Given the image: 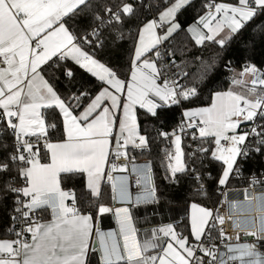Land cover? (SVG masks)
Wrapping results in <instances>:
<instances>
[{
	"label": "snow or ice",
	"instance_id": "1",
	"mask_svg": "<svg viewBox=\"0 0 264 264\" xmlns=\"http://www.w3.org/2000/svg\"><path fill=\"white\" fill-rule=\"evenodd\" d=\"M190 3L163 0L152 4L150 0L143 5L158 11L138 23L123 70L101 62L95 49L104 46L106 29L123 38L120 29L138 11L133 2L0 0V136L12 137V151L3 145L6 155L0 160V173L15 172L4 182L14 195L8 232L15 238L0 239V264H90V244L101 253V264H225L218 256L216 240L238 238L226 237L227 219H233L234 232L264 237V217L258 225L234 218L235 202L226 214L193 202L189 235L167 224L153 229L150 238H134L129 244L125 233L136 230L127 208L123 216L120 210L114 213L116 230L102 232L98 216L112 209L99 205L94 224L92 213L78 206L74 190L62 186V174H83L86 189L93 198L99 197L109 157H124V163L114 160L111 164L112 171H123L129 146L145 150L149 145L148 135L141 134L137 109L156 117L159 108L182 106L198 95L195 85L184 83L188 73L181 71L173 48L165 46L181 30L177 13ZM203 8V15L185 31L196 46L211 42L224 48L249 21L264 13V0H207ZM81 14L91 17L85 28L70 23ZM69 60L99 81L98 90H78L68 96L57 90L47 70ZM201 64L206 75L215 60H201ZM225 67L232 72L226 89L213 92L205 106L183 107L180 122L171 131L157 129V135L172 145V150H165L169 176L191 171L199 183L196 191L204 195L197 162L202 164L207 158L219 162L217 182L223 186L236 171L238 158L264 151V122L257 123L264 121V69L246 63L236 72L231 61ZM63 74L74 75L66 66ZM248 124L252 126L245 127ZM189 134L199 143L186 153L182 142ZM250 138L255 142L250 143ZM133 171L141 185L136 203L154 202L150 164ZM108 181L113 200L132 199L127 177L117 181L109 172ZM258 182L253 176L252 183ZM44 211L50 219L38 216ZM213 230L218 231L217 237ZM225 247L229 253L248 256L249 264H264V254L257 252L255 244Z\"/></svg>",
	"mask_w": 264,
	"mask_h": 264
},
{
	"label": "trees",
	"instance_id": "2",
	"mask_svg": "<svg viewBox=\"0 0 264 264\" xmlns=\"http://www.w3.org/2000/svg\"><path fill=\"white\" fill-rule=\"evenodd\" d=\"M128 2H133L134 7H138V11L128 18L123 28L120 29L124 33L123 38H117L115 31L106 29L103 36L104 46L95 49L97 59L110 67L123 70L127 68L128 52L138 23L145 17L152 18L158 11L156 8L151 10L144 8L143 5L149 4L150 0H143V5L140 0H128ZM225 2H235V0H225ZM151 3L162 4L163 0H151ZM205 3L207 0H191L189 5L183 7L176 15V22L180 24L181 30L173 34L170 43L165 42L166 47L171 46L175 51L177 63L182 64L181 71L188 73L184 83L195 85L198 95L192 97L190 101L182 102V106L173 105L159 108L156 117L146 115L144 110L137 109L141 134H146L149 137V149L145 151L131 150V153L138 159L147 158L151 160L158 199L171 206L174 211L180 206L187 207L193 202L207 207L217 205L223 187L217 182L221 166L219 162L210 158L204 159L202 164L196 163L198 172L210 174H207L200 181L204 185L206 195L196 191L199 183L194 179L191 171L178 173L174 178L170 177L166 171L165 150H172V145L168 140L157 135V129L170 131L178 123L183 107L205 106L210 102V96L213 92L226 89L230 83L228 78L232 75V72L225 67L229 61H231V69L236 72L246 63H253L259 68H264V27H258L264 25V13H259L249 21L224 48H220L211 42H206L203 46H196L185 30L197 19L198 15L203 14ZM70 23H74L79 28H85L91 23V17L81 14ZM196 57H200L201 60L209 63L213 59L215 60L214 66L207 71L206 75H202L205 69L201 60L195 59ZM60 63L59 68L53 65L47 71L54 78L56 88L62 95L68 96L77 93L78 90L90 92L98 90L99 81L89 73L80 69L70 60ZM65 66L72 69L73 77H65L63 74ZM4 144L8 145L7 151H12L10 134L6 133L0 136V160H3L6 155ZM253 171L264 172V151L251 153L245 161V172L251 173ZM247 175L249 174H243L241 178L230 180L227 184L230 187L243 186L247 183ZM11 176H15L14 171L9 174L0 173V239L13 237L9 235L8 229L12 224L10 214L14 195L4 187L5 180ZM166 176L169 178L166 179ZM62 186L65 189L74 190L78 206L91 212L92 215L97 214L99 205L109 204L112 201L108 183L102 185L99 197L93 198L90 191L86 189L83 174H62ZM45 212L48 216L49 212ZM175 229L177 232L189 235L190 221L187 215L175 223Z\"/></svg>",
	"mask_w": 264,
	"mask_h": 264
},
{
	"label": "built area",
	"instance_id": "3",
	"mask_svg": "<svg viewBox=\"0 0 264 264\" xmlns=\"http://www.w3.org/2000/svg\"><path fill=\"white\" fill-rule=\"evenodd\" d=\"M247 64H253V63H247ZM242 68L239 71H241ZM260 69H264V68H260ZM166 107H170V106H166ZM180 119L178 123L180 122ZM261 122H264V121L257 120V123H261ZM175 126H173V128ZM250 126L252 125L251 124L245 125V127H250ZM249 142L254 143L255 142L254 138H250ZM197 143H199V141L194 142L191 139V135L189 134L187 137L183 139L182 145L184 147L185 152L188 153L192 151V148L196 147ZM188 145H191V147H188ZM148 149H149V145L147 149L145 150H148ZM131 150L145 151V150H140V149H134L131 146H129L127 150L128 151L127 168L123 171H121L119 168L115 171H112L111 164L113 163L114 160H115V163H117L118 165L124 163L125 162L124 157H119V158H114L112 156L109 157V161L107 163V169H106V180H107V183L110 185V190H111L112 201L109 207L110 209H112V211L109 212V214L112 218V225L109 228H100L102 232H109V231L116 230L117 222H116L114 213L117 210H120V216H123L124 214L123 209L127 208L128 214L132 217V227L136 230L134 233H125V241L129 244H132L134 242V238L138 240L150 238L151 232L153 229H157L161 225L165 224V222L162 220L157 223L152 222L151 218L154 214H157L159 216L168 214L169 218L166 221V223L175 224L181 221L183 216L186 215V208H187L185 206H180L176 210V212L178 213H176L175 216L172 215V212L174 211L173 208L171 206L166 205L163 201H160L158 199L157 189H156V195H155L154 202L136 203V197L137 195L141 193V185L136 183L137 177H136V173L133 171V168L136 167L137 169H139L141 166L145 164H150L151 170H152V179H153L154 184H155V179H154L151 160L147 158L138 159L134 156V154L131 153ZM251 153H256V152L250 151L248 156L238 158L237 169L230 175V178H229V181H230L236 178H241L243 174H249L246 177L247 183L243 186H237V187H230L228 184L225 187L223 186L221 189L219 201L217 205L212 207L213 209H218L220 211L223 208L227 212H229L230 211L229 204L231 202H234L235 200H244L246 199V196H247V199H250L254 193L256 194L264 193V172H256V171H253L251 173L245 172V161L248 159ZM166 163H167V160H166ZM109 172H111V175L117 181H119V179L122 177H127L128 185H129V192L131 193V197H132L131 200H129L128 202H121L118 197L116 200H113L112 186H111V183L108 181ZM199 173L201 174L202 179H204V177L207 176L208 174V173H201V172ZM253 176H255L257 181H259L258 183H255V184L252 183ZM155 188H156V184H155ZM245 190H246V193H245ZM262 197L264 196H261V198ZM261 201L264 202V200L262 199ZM240 206L246 208L245 204L243 203L240 204ZM233 210L234 209L232 208L231 209L232 214H233ZM38 216H44V218H46V212L44 211V212L38 213ZM229 221L233 222L232 219ZM250 224L258 225L256 223L255 218L251 220ZM224 228H225L226 237H229V236L238 237L232 240H229L227 238H224L223 240H220V239L216 240V244L219 247L218 256L222 255V258L224 259L225 264H249V260H250L248 256H241L238 251H233L232 253H229L225 245L235 246V245L255 244L257 252L260 254H264V237H259V234L256 237L246 235L244 230L236 231L235 234H233L231 231H228L225 225H224ZM249 231H251V228L249 229ZM212 235L213 237H217L218 231L213 230ZM14 238L15 237L13 236L12 239ZM99 254L101 256L100 252ZM99 264H101V262Z\"/></svg>",
	"mask_w": 264,
	"mask_h": 264
},
{
	"label": "crops",
	"instance_id": "4",
	"mask_svg": "<svg viewBox=\"0 0 264 264\" xmlns=\"http://www.w3.org/2000/svg\"><path fill=\"white\" fill-rule=\"evenodd\" d=\"M203 15V14H202ZM194 22V21H193ZM192 22V23H193ZM191 23V24H192ZM190 24V25H191ZM238 90H240V91H244V89L243 88H238ZM106 169H107V164H106V166H105V172H104V178H103V180H102V182H101V188H102V185L104 184V183H107V180H106ZM68 203H70L71 201L69 200V201H67ZM192 204V203H191ZM104 206H106V207H109V205H110V203L108 204H103ZM264 202L263 201H261V198H260V200H259V202H258V205H257V208H258V210L257 211H259V208H260V210H263L264 209ZM188 207L189 206H187V208H186V215H187V217L189 218V213H188ZM263 207V208H262ZM110 208V207H109ZM250 210V207H248V206H246V208H243V210ZM157 210V209H156ZM175 214H176V211H173L172 212V215H174L175 216ZM93 217H94V219H93V223L94 224H96L97 223V214L96 215H93ZM262 217H264V216H258V218H257V223L258 222H260V220L262 219ZM168 218H169V216H168V214H165V215H161V216H159V215H157V214H154L153 216H152V218H151V221L152 222H160L161 220L162 221H164L165 222V224H163V225H167V224H171V223H166V221L168 220ZM247 218V220H249V219H253V217H246ZM45 219H50V214L48 215V216H46V218ZM189 221H190V218H189ZM111 225H112V218H111V216H110V214L109 213H104V214H100L99 216H98V226H99V228H109V227H111ZM163 225H161V226H163ZM173 226H174V228H175V224H172ZM160 226V227H161ZM95 238V229L93 230V239ZM5 239H12V238H5ZM89 262H90V264H99L100 262H101V260H100V254H99V252L98 251H93L92 250V248H91V244H90V251H89Z\"/></svg>",
	"mask_w": 264,
	"mask_h": 264
},
{
	"label": "bare ground",
	"instance_id": "5",
	"mask_svg": "<svg viewBox=\"0 0 264 264\" xmlns=\"http://www.w3.org/2000/svg\"><path fill=\"white\" fill-rule=\"evenodd\" d=\"M258 195V196H257ZM261 196H264V193H254L250 199H244V200H235V204L236 206L233 208V217L236 218V219H240V220H247L246 217H253L256 219V223H257V217L258 216H264V209L263 210H260L259 208V211L258 208H257V205H258V202L261 198ZM245 204V206H248L250 207V210H243V208L245 207H241L240 204ZM220 213L221 214H226L228 213L225 209H221L220 210ZM231 219H227L226 222H225V226L226 228L228 229V231H231L233 234H235L234 230H233V222L229 221ZM233 220V219H232ZM252 218L249 219L248 221L251 222ZM259 224V222L257 223Z\"/></svg>",
	"mask_w": 264,
	"mask_h": 264
},
{
	"label": "rangeland",
	"instance_id": "6",
	"mask_svg": "<svg viewBox=\"0 0 264 264\" xmlns=\"http://www.w3.org/2000/svg\"><path fill=\"white\" fill-rule=\"evenodd\" d=\"M184 151H185V150H184ZM229 178H230V177H229ZM228 181H229V179H228ZM228 181L226 182L225 185H223L224 187L227 185ZM188 213H189V218H190V215H191V204H190L189 207H188Z\"/></svg>",
	"mask_w": 264,
	"mask_h": 264
}]
</instances>
